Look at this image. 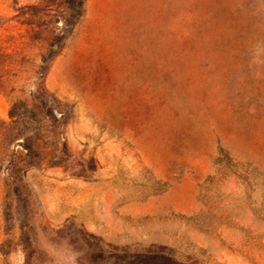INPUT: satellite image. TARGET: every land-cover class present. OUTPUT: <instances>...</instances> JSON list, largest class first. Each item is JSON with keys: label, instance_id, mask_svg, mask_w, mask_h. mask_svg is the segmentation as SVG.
Here are the masks:
<instances>
[{"label": "rangeland", "instance_id": "1", "mask_svg": "<svg viewBox=\"0 0 264 264\" xmlns=\"http://www.w3.org/2000/svg\"><path fill=\"white\" fill-rule=\"evenodd\" d=\"M0 264H264V0H0Z\"/></svg>", "mask_w": 264, "mask_h": 264}, {"label": "trees", "instance_id": "2", "mask_svg": "<svg viewBox=\"0 0 264 264\" xmlns=\"http://www.w3.org/2000/svg\"><path fill=\"white\" fill-rule=\"evenodd\" d=\"M55 100H57L54 96H52ZM58 101V100H57ZM5 124V122H3Z\"/></svg>", "mask_w": 264, "mask_h": 264}]
</instances>
